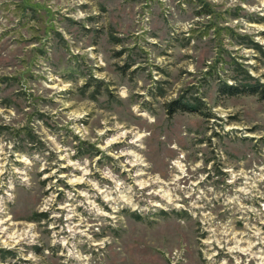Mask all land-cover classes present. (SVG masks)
I'll use <instances>...</instances> for the list:
<instances>
[{
  "label": "rangeland",
  "instance_id": "rangeland-1",
  "mask_svg": "<svg viewBox=\"0 0 264 264\" xmlns=\"http://www.w3.org/2000/svg\"><path fill=\"white\" fill-rule=\"evenodd\" d=\"M226 86L264 90V0H0V264H264Z\"/></svg>",
  "mask_w": 264,
  "mask_h": 264
},
{
  "label": "trees",
  "instance_id": "trees-1",
  "mask_svg": "<svg viewBox=\"0 0 264 264\" xmlns=\"http://www.w3.org/2000/svg\"><path fill=\"white\" fill-rule=\"evenodd\" d=\"M206 12L210 13V11H206ZM226 87H228V86H226ZM223 90H225L227 92V94H229V95H237V94L243 93V92H250L252 94H255V93L256 94H262V97L264 98V90L258 89L257 87H253V86H250V91H244V89L242 91L240 88L235 87V86L228 87L227 89H223ZM245 90H247V89H245ZM169 106L171 107V110L173 113H176L180 110L181 111H190L193 108V106L187 105V104L182 103L181 101H178V100L170 103Z\"/></svg>",
  "mask_w": 264,
  "mask_h": 264
}]
</instances>
